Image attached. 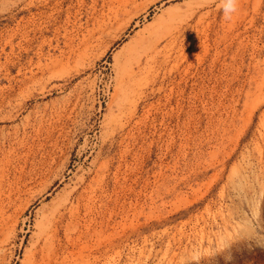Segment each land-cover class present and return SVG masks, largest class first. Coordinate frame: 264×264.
Segmentation results:
<instances>
[{
  "label": "rangeland",
  "instance_id": "1",
  "mask_svg": "<svg viewBox=\"0 0 264 264\" xmlns=\"http://www.w3.org/2000/svg\"><path fill=\"white\" fill-rule=\"evenodd\" d=\"M0 264H264V0H0Z\"/></svg>",
  "mask_w": 264,
  "mask_h": 264
},
{
  "label": "clouds",
  "instance_id": "2",
  "mask_svg": "<svg viewBox=\"0 0 264 264\" xmlns=\"http://www.w3.org/2000/svg\"><path fill=\"white\" fill-rule=\"evenodd\" d=\"M223 16L226 20H231L233 15L239 10V0H220Z\"/></svg>",
  "mask_w": 264,
  "mask_h": 264
},
{
  "label": "bare ground",
  "instance_id": "3",
  "mask_svg": "<svg viewBox=\"0 0 264 264\" xmlns=\"http://www.w3.org/2000/svg\"><path fill=\"white\" fill-rule=\"evenodd\" d=\"M70 58V57H69ZM80 203V202H79ZM82 213V212H81ZM90 214V213H89ZM80 217V216H79ZM79 227V226H78ZM83 227V226H82ZM87 229V228H86ZM86 231V230H85Z\"/></svg>",
  "mask_w": 264,
  "mask_h": 264
}]
</instances>
